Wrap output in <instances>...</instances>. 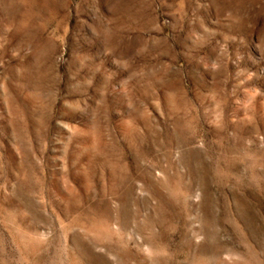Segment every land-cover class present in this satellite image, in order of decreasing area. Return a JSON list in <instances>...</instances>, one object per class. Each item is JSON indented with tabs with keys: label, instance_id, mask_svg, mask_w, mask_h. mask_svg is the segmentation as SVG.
Returning <instances> with one entry per match:
<instances>
[{
	"label": "rangeland",
	"instance_id": "374dc122",
	"mask_svg": "<svg viewBox=\"0 0 264 264\" xmlns=\"http://www.w3.org/2000/svg\"><path fill=\"white\" fill-rule=\"evenodd\" d=\"M0 264H264V0H0Z\"/></svg>",
	"mask_w": 264,
	"mask_h": 264
}]
</instances>
